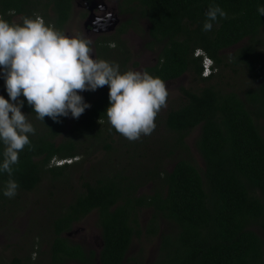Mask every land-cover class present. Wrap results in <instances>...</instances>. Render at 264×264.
Segmentation results:
<instances>
[{
	"label": "trees",
	"instance_id": "16d2710c",
	"mask_svg": "<svg viewBox=\"0 0 264 264\" xmlns=\"http://www.w3.org/2000/svg\"><path fill=\"white\" fill-rule=\"evenodd\" d=\"M119 1L125 19L115 35L102 37L101 47L96 43L99 59L107 50L122 72L131 69L132 52L122 35L146 21L148 26L141 31L146 47L158 52V60L144 70L165 82L188 73L199 86L181 87L182 104L155 117L152 133L163 124L166 134L160 137L161 153L154 163L146 161L154 149L147 142L150 135L129 141L108 123V88L102 94L88 91L90 107L69 129L65 117L37 119L21 96V110L36 132L14 166L17 195L8 198L0 192V225L23 206L22 193L36 192L47 182L48 198L59 205L45 207L27 245L8 244L13 253L0 252V264L93 261L95 251L64 233L94 211L102 228L101 264L127 260L148 264L142 250L128 258L134 240L142 238L157 241L152 264H264V57L260 51L264 15L257 12L264 0H214L228 18L214 22L209 32L202 31V25L213 0ZM74 4L75 0H0V17L15 22L18 16L15 23H20L25 16H38L64 31ZM228 48L235 49L229 56L223 53ZM205 58L213 61L208 76H203ZM239 66L255 84L243 92L223 88L219 81L225 70ZM0 94L8 98L2 78ZM197 127L201 132L195 146L204 159L203 169L190 156L187 144ZM85 163L92 166L83 170ZM7 178L6 173L0 175V188ZM149 184L148 190H141ZM62 196L69 201H62ZM144 210H150L146 224L141 222ZM34 253L43 258L34 260Z\"/></svg>",
	"mask_w": 264,
	"mask_h": 264
},
{
	"label": "clouds",
	"instance_id": "9594fccd",
	"mask_svg": "<svg viewBox=\"0 0 264 264\" xmlns=\"http://www.w3.org/2000/svg\"><path fill=\"white\" fill-rule=\"evenodd\" d=\"M257 12L264 15V5L258 6ZM205 17L202 31L209 32L213 23L228 18V13L213 0ZM93 52L91 39L67 34L38 16H25L20 23L0 17V78L8 95L0 94V175L8 177L0 192L5 197L17 195L14 166L36 132L21 110V96L43 122L45 116L53 120L69 115L79 118L90 107L80 93L107 85L105 113L112 128L129 141L155 130V117L167 103L165 81L144 70L122 72L115 62L96 55L93 58ZM212 66V59L205 58L203 76L213 72ZM206 67L208 75H204Z\"/></svg>",
	"mask_w": 264,
	"mask_h": 264
},
{
	"label": "rangeland",
	"instance_id": "374dc122",
	"mask_svg": "<svg viewBox=\"0 0 264 264\" xmlns=\"http://www.w3.org/2000/svg\"><path fill=\"white\" fill-rule=\"evenodd\" d=\"M98 4L99 5L97 7L88 8L86 6L85 0H75L74 12L72 13V16L69 19V21L66 23L63 32L70 35H81V33H83L85 37L91 39L92 42L97 40H100L101 42L103 40L102 38L103 36L104 37L112 36L111 33L112 29L115 28V26H118V24L125 19V17L121 15V12L119 11L118 8L120 5V1L98 0ZM85 13H87L86 18L83 15ZM96 16L100 20L97 23H93V21L96 20ZM13 20L15 22H19L20 18L18 16H15ZM147 26L148 23L146 21L139 22L137 24V27H139L138 30H136L135 28H130L125 35H122V37L127 41L126 42L127 46L130 48V51L132 52V55H130L131 60L129 62V66L133 70H144V68L146 66L151 65L156 60L157 57L158 52H156V50H150L149 48L146 47V43H147L145 40L146 35L142 33L144 31L141 30L142 28L144 29ZM262 39H263V43L260 45V51L262 52V55L264 57V34ZM234 51H235L234 48H228L224 50L223 53L229 56ZM99 57L100 55L99 53H97V58ZM102 59L117 63L115 56L112 55V53L107 50L106 52H104ZM135 62H137V65H135ZM222 80H220L219 82L223 86V88H226L227 90L236 89L239 92H243L244 90L255 84V80L254 79L251 80L247 70L245 69V67L242 66L237 67V70L232 68H227L223 74ZM165 84L166 87H168V97H167L166 106L160 111L161 114L165 113L170 108H175L178 107L180 104H182L184 98L180 91L181 87L185 86V87L198 88L199 86L197 83L193 81V76L188 73L187 74L185 73L183 76L177 79L167 81L165 82ZM107 88L108 86L105 85L103 87L98 88L95 91H92V93L98 91V93L102 94L107 91ZM80 94L84 97L85 100H87L88 91H83ZM27 119L30 122H32L30 117H27ZM76 119L77 118L71 117V115L65 117V124L67 126V129L71 128L74 125ZM262 124L264 125V122H262ZM158 129L159 130L156 131L155 133H151L149 137L152 138L150 140H147V142H149L150 144L149 146L154 148L149 155H146L147 162L150 161L153 162L159 159L158 157L156 158L155 156L161 153L160 137H162V135H165L166 131L163 128V124L158 125ZM200 132H201V128L197 127L190 133L189 137L187 138V144L190 147L191 155L189 153L187 154L192 156V158L197 163V165L201 169H203L204 159L200 154L199 150L195 146V140L199 136ZM102 157L103 155L99 156V158ZM168 161H169V165L173 166L174 160L171 159ZM90 166H92L91 163H85L83 170L85 169L88 170ZM79 176L80 174H78L77 177L75 178H78ZM48 186L49 183L47 182L36 192H30L27 194L22 193L23 201L20 204L23 205L24 208L23 206L18 208L16 213H14V215L11 217L10 221L3 222L0 225L2 226L0 227L2 228V230H0V246L6 248V251L4 252L5 255L10 256L9 252L12 250V248H8L7 245L14 244L17 239H18L17 240L18 245H20L22 248H24L27 245L26 241L29 238H31V232L33 229L32 227L34 226V224H36L39 215H42L45 212V207L48 206L54 208L59 205V203L56 202L55 200L48 198L47 196ZM150 187L151 184H149L146 187H143L141 190L146 191ZM58 190H60L59 187ZM62 197H63L62 201H64L65 203L69 201L68 196H62ZM149 215H150V210H144L141 213L142 224L147 223V220H149L150 218ZM95 220H96V212L94 211L75 225L74 229L71 232V237L75 240H81V241L83 240L82 243H85L90 247L91 246L93 248L100 247L99 245H101L102 241L100 239H97L99 231L97 232L94 231V233H92ZM33 235H36V233L34 232ZM21 247H18V249H21ZM43 248L48 250L45 244L43 245ZM141 250L143 251L144 261L147 262L148 264H152L155 261V258H157V252H158L157 241L153 240L150 242L145 238L134 240L128 258H130L131 256H135V257L139 256ZM35 255H33L34 256L33 259L39 260L41 254H35ZM69 264H76V263H69ZM126 264H134V262L132 260H127Z\"/></svg>",
	"mask_w": 264,
	"mask_h": 264
},
{
	"label": "flooded vegetation",
	"instance_id": "af4514ba",
	"mask_svg": "<svg viewBox=\"0 0 264 264\" xmlns=\"http://www.w3.org/2000/svg\"><path fill=\"white\" fill-rule=\"evenodd\" d=\"M85 2H86V6L88 7V8H91V7H97L99 4H98V0H85ZM85 18H86V16H85ZM100 19L99 18H97V16H96V20L95 21H93V23H97L98 21H99ZM120 24V23H119ZM118 24V25H119ZM117 27L118 26H115V28H113L112 29V36L113 35H115V33H116V30H117ZM126 34V33H125ZM125 34H123V35H125ZM78 36H84L85 37V35L83 34V33H81V35H78ZM96 43H98V47H101L102 46V44L103 43H101L100 42V40H97V41H94V42H92V46H93V48H94V52L92 53V57L93 58H95V55H96V57H97V53H98V47L96 46ZM157 55H158V53H157ZM157 57H156V60L151 64V65H153V64H156V62H157ZM177 79V78H176ZM96 212V211H95ZM92 212H90L89 214H91ZM88 214V215H89ZM88 215H86L85 217H87ZM150 216V215H149ZM84 217V218H85ZM97 218H98V213L96 212V220H95V222H94V228H95V230H94V228H93V232L92 233H94V231H99L98 232V236H97V239H100L102 242H101V245H99L100 247H97V248H93L92 246L90 247L89 245H86L85 243H82V241L81 240H75V239H73L72 237H71V232H72V230L74 229V227H75V225L78 223H75L74 224V226H73V228L71 229V230H69V231H67V232H65L64 233V235L65 236H67L68 238H70L71 240H73L75 243H78V244H80V245H82L84 248H86L88 251H95L96 252V257H95V259H93V261H90V262H81V261H69V262H67V263H60V264H69V263H76V264H101V262H100V260H99V253H100V250H101V248H102V246H103V239H102V228L98 225V220H97ZM83 220V219H82ZM81 221V220H80ZM79 221V222H80ZM142 221V220H141ZM148 221V220H147ZM92 236V235H91ZM18 240V239H17ZM16 240V242L14 243V245L15 244H18V241ZM4 249V250H3ZM6 251V248H3V247H1L0 246V252H2V253H4ZM28 250H25V252H27ZM11 252L13 253V249L10 251V254H11ZM12 255V254H11ZM35 255V254H34ZM36 256V255H35ZM34 257V256H33ZM43 258V256H41L40 257V260ZM41 264H45V263H41Z\"/></svg>",
	"mask_w": 264,
	"mask_h": 264
},
{
	"label": "built area",
	"instance_id": "2783aa9c",
	"mask_svg": "<svg viewBox=\"0 0 264 264\" xmlns=\"http://www.w3.org/2000/svg\"><path fill=\"white\" fill-rule=\"evenodd\" d=\"M209 74V69L208 67L205 68V72H204V75H208Z\"/></svg>",
	"mask_w": 264,
	"mask_h": 264
}]
</instances>
